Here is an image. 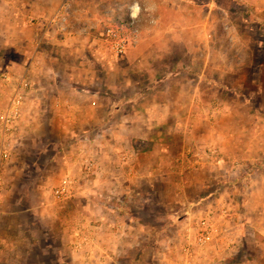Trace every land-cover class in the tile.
<instances>
[{"label":"rangeland","instance_id":"1","mask_svg":"<svg viewBox=\"0 0 264 264\" xmlns=\"http://www.w3.org/2000/svg\"><path fill=\"white\" fill-rule=\"evenodd\" d=\"M78 1H68L73 27L70 33H62L53 23L49 26L55 34H78L80 38L74 44L83 47L90 42L87 52H71L70 46L56 49L46 41L39 45L59 56L54 61L76 67L75 72L63 68L57 71L58 77L67 79L62 85L45 89L38 85L35 97L29 98L37 86L33 83L36 76H20L25 71L24 62L32 55L26 51L32 47L0 49V118L14 96L23 94L18 116L3 136L6 160L0 203V264H84L72 253L74 244L85 235L98 237L106 219L116 225L118 220L153 224L160 238L150 243L146 228L144 246L130 244L117 251L99 244L96 250L103 257L111 254L105 264H179L187 248L183 222L195 225L202 217L217 227L212 237L224 231L225 236L233 238L232 243L242 237L264 240L260 232H264V221L244 209L245 195L240 191L244 183L239 182L249 167L246 163L252 151L248 143L253 137L258 140L256 128L264 126V0L144 3L139 5L145 11L141 26L136 20L139 38L130 41L121 54L114 52L100 33L129 17L131 0L124 4L107 0L111 5H99L98 0ZM152 17L157 20L152 21ZM81 26L89 27L88 31L79 32ZM181 78L192 82L187 84ZM70 82L75 85L70 86ZM73 87L83 95L77 94L73 101L65 99ZM39 93H46L48 98H40ZM198 93L200 100L192 101ZM191 102L200 104L204 115L215 107L222 110L231 106L239 115L238 121L222 120L226 132L221 138L228 137L227 130L236 125L238 143L223 151L210 145L218 139L211 129L212 117L201 123L204 133L199 134L197 127L194 132L181 131L179 126L184 124ZM150 105L155 106V130L137 131L141 124L146 129L150 126L146 123L152 116ZM72 109L82 113L69 117ZM126 110H131L134 117H122L121 112ZM167 113L174 116L167 117ZM243 127L246 129L241 130ZM109 141L118 148L107 152ZM155 144L160 146L158 156L167 153L171 163L157 166L158 177L152 176L149 181L132 178L137 170L126 163L127 148L133 145L145 151ZM86 158L94 164L93 173L86 171ZM211 171L219 178L214 179ZM68 174L77 180L76 190L72 197L57 200L54 189ZM105 174L120 177L118 182L108 183L113 192L106 189ZM213 192L215 195H208ZM168 222L178 227L163 229ZM257 222H263L260 231L253 227ZM192 240H196V233ZM208 242L200 252L196 242L192 243L196 264H235L240 260V251L221 259L214 256L212 263L201 260L213 255ZM254 246L250 249L256 254L259 249ZM220 249L223 253L225 248ZM69 254L75 262L67 260ZM255 259L256 264H264L258 261L259 256Z\"/></svg>","mask_w":264,"mask_h":264},{"label":"crops","instance_id":"2","mask_svg":"<svg viewBox=\"0 0 264 264\" xmlns=\"http://www.w3.org/2000/svg\"><path fill=\"white\" fill-rule=\"evenodd\" d=\"M63 1L64 0H0V49L3 48V49H6L5 51H8L12 47L17 48L18 46L20 49L24 48V50L25 49L27 50L28 48L32 47L31 48L32 50L26 51V53L27 52L28 54L32 53V55L28 56V59H26V61L24 62L25 71L20 76V77H23L26 74H32L36 76L35 78L37 80H35V82L33 81L32 82L35 83V85L37 86H35V88L30 91L29 98L33 99L35 97V94L33 93H35V90L37 89L38 85L39 87H44V89L47 86L56 88L58 85H62V82L65 78H60L57 76V71L60 68H63L66 71L74 70L75 72L76 70V67L72 64L65 63V62L60 63L59 61H54V59L57 60L59 56L55 54H51L50 51H48L47 49L40 47L39 45L41 46L43 45L42 42L46 41L48 43H52L53 47L56 46V49L58 47L70 46L71 48L69 51L71 52H75L78 50L82 52H87L86 48L91 46L90 42H85L83 47L82 45L74 44V41L80 38L78 34H73V35L55 34L53 29L49 26V22L47 20L50 18V16L53 15L56 8H58L59 5ZM92 1H95V0H92ZM125 1L126 0H118V3L124 4ZM151 1L152 0H131L129 3H133V4L136 3L138 5H142L144 3L151 4ZM154 2L155 1L153 0L152 3L154 4ZM96 3L99 5H105V4H109L110 2H108L107 0H98L96 1ZM262 5H264V2H262ZM127 11H126L127 15H129L130 13L129 8ZM144 12L145 11H142V10L138 12L137 22H139L140 26H141L140 21L143 18ZM139 16L141 17V19ZM154 20H157V19L155 17H152V21ZM154 35L155 33L150 34V36H154ZM138 38L139 36L137 37L136 40H138ZM47 52L49 53V55ZM35 78H33V80ZM182 79L184 80L183 82H186L187 84L192 82L191 79L181 78V81ZM165 80H168V78L166 77ZM211 83L215 86L217 85L216 82L214 81H212ZM74 85H75V82H72V83L70 82V86H74ZM79 93L80 95H83L75 87L70 88L69 96L68 98H65V99L73 101L76 99L75 97ZM45 94L39 93V95H41L40 98L47 99L48 98L46 96L47 94L46 95ZM196 95H197L196 98L195 97L192 98V101L196 100L198 102V100H200L201 98L200 97L201 95L199 93ZM154 102H156L155 99H154ZM154 105H157V104L155 103ZM154 105H150L149 107L150 109H148V111L150 110L152 116L150 115L148 116V121H146V123H148L150 126H148V128L146 129L145 126L141 124L139 125L141 128H137L138 129L137 131H143V132L146 131L147 133H150V132H153V129L155 130L156 120L154 121V118H155L154 113H153L154 112L153 107H155ZM163 106H166V103H164ZM230 108L231 106L229 108H223L221 110V108L219 109L218 107H215L214 109L209 110L206 115H204L203 111L200 110L201 109L200 104L197 103L196 105H194L191 102L190 109H188V111L190 112L185 113L184 115L185 122L184 124H181L179 126L180 130L181 131L183 130L186 133L194 132L193 128L197 127V129L199 128L201 130L199 134L204 133L205 130L203 129L204 127L201 126V123H203L205 119L212 117L214 121L212 123L211 129L214 132V134H216L218 139L212 140L210 145L215 147L216 150L219 149V151H223L225 150V148H228V147H233L234 145L238 143V138L236 136L238 128L236 127V125L235 127L233 126L234 128L230 127L229 130H227L228 131L227 133L229 134L228 137H226L223 140L221 138V135L224 132H226L224 125L220 124L221 121L225 119H226L225 121L227 120L235 121V122L238 121V116H239L238 113H236V111H234L233 109L231 110ZM74 111L75 109H72L69 111L70 113L69 117H72V118L79 117V114L82 113V112H79V110L77 113ZM27 113H30V112H27ZM44 114L45 113H42L41 115L43 116ZM169 115L174 116L173 113H167L165 116L168 117ZM121 116L122 117L126 116L127 118H131V117H134V113H131V110H126L125 112L124 111L121 112ZM218 119L220 122L218 121ZM122 125L123 124H120L119 127L122 128L123 127ZM125 127L130 128L131 126L125 125ZM244 127L241 130H245L246 128ZM248 128L249 127H247V130ZM256 129H258L260 136L258 137V140H255V141L253 137L252 140L248 143V147L250 145L249 148L252 151L250 154L251 156L248 158L250 160H248V162L246 163L249 165V167L247 168L246 175L242 177L243 178L242 181H239V182L244 183L243 187L240 186V191L244 193L245 195L243 199L244 209L249 210V212L256 214V216L258 214L260 216V220L264 221V137L263 135H261V134H264V126H262V128L260 126ZM251 132L254 133L255 129L251 130ZM136 134H138V132H136ZM108 143H110V145L108 146L106 144L107 152L109 151V149L118 148V145L116 144L112 145L111 141H109ZM159 148L160 146H158L157 144H155L150 149H147L145 151L136 150V148L133 145L127 148L128 149L127 152H129V156L127 157L126 163H131L130 165L131 169L133 168L137 170V173L134 174L135 176H133L132 178L135 179L136 177V179L140 182L149 181V179H151L152 176L154 178L158 177V175H156L157 166H161L162 164L171 163L170 161L172 160L170 157H168L167 153H166V156L164 157L158 156L159 153H161L160 150L158 151ZM259 148L261 149L260 152H254V150L259 149ZM162 149L166 150L167 146H164ZM114 151L117 152L116 150ZM204 157L208 158V155ZM207 165L211 166L215 164L212 162V163H208ZM144 169L145 171H143ZM210 174L212 175V177H214V179L219 178L217 174L213 171H211ZM113 176L112 175L109 176L108 174L103 175V179L105 180V184H106L105 186H106L107 191H112V192L114 191V189L110 187L108 183L110 182L113 183V181L118 182V180L120 179L118 175L116 176V179ZM208 195L213 196L215 194L213 192V193H209ZM219 195L222 196V194H219ZM208 198L209 196L206 197V199ZM108 206L109 204L106 206L107 212L110 211ZM184 208H185V212L189 214L191 213V209L189 207H184ZM114 212L119 213L118 210H114ZM112 223L114 222L108 221L106 219L101 224L102 229H104L105 231L102 230L101 233L98 232V237H96L94 234L89 235V236L85 235L82 239H80L79 241H76L73 247L74 251L72 252L77 257L76 259H78V256L81 257L85 262V263L83 262L84 264H105L111 254L106 252L107 255L103 257L101 253L97 252L96 247H99L100 245H103V246L105 245L104 248L108 247L109 249V246H111V247H114L113 249H117V251H119V250H123L127 248V246L130 244L132 245L142 244L143 245L144 240H145V236L143 232L145 231L146 228H149L148 239L150 240V243H153L155 242L156 239L160 238L158 237L160 233H158V230L156 231V227L153 224L149 225V224L142 223L140 221H135V220H132L130 222L129 221L121 222L120 220H118L117 225L112 224ZM262 224L258 225V222H257L254 225L253 224L252 225L255 229L260 231V229L262 228L261 226ZM245 225L247 227L248 224H245ZM172 226H174L175 228L178 227V225H174L173 223L171 224V222H168L163 229H169ZM182 226L185 227V230L187 231V234H186L187 238L185 240V243L188 244V243H191L192 241H195V240H192V234H195L197 231L196 224L194 225V223L190 221L188 222L185 221L183 222ZM150 229H154V231H151ZM223 232L224 231H222L221 233L213 237L211 236L212 240L210 238L211 241L209 240L208 244H210L209 249H212L213 255L208 256V257L204 256L201 260L206 261L208 259V261L212 263L213 260L215 259L214 256H217V259H221L223 258L224 255L225 256L230 255V254L234 255L236 251H240V254H241L240 260L237 261V263L235 264H256V259H255L256 256H259V260H258L259 262L260 261L264 262L263 260L264 259V240H262L261 238L250 239V238L242 237L240 241L238 240L236 243H232L233 238H228L227 236L224 235L225 233ZM260 232L264 233L263 230ZM164 234H165V231H164ZM86 239L87 240L89 239L88 242ZM221 240L223 241L222 244L220 243ZM1 241L3 240L1 239ZM222 246H225V247H222ZM241 246L243 248H241ZM252 246L258 247L259 251L255 249L256 254H254L251 251L250 248ZM220 247L228 249V251L223 249V253H220V251H222ZM201 248L202 246H197V249L199 250V252L201 251ZM155 254H158V252H156ZM72 255L69 254L67 260L69 259L72 261L73 259V261L75 262L76 260H74L73 258L74 256L72 257ZM57 259H62V258L57 256ZM9 260L11 261L13 259H9Z\"/></svg>","mask_w":264,"mask_h":264},{"label":"built area","instance_id":"3","mask_svg":"<svg viewBox=\"0 0 264 264\" xmlns=\"http://www.w3.org/2000/svg\"><path fill=\"white\" fill-rule=\"evenodd\" d=\"M69 0H64L57 10L50 17L49 23L55 24L62 33H70L72 24L70 23V18L72 16L70 12V2ZM130 13L129 17L124 20H119L118 23L113 26L105 28L100 34L104 36L110 48L117 54H121L125 51L127 44L130 41H135L138 37V28L136 20L138 17V12L140 6L136 3L132 4L129 8ZM71 24V25H70ZM89 27L81 26L78 28L79 32H87ZM27 86V83H24ZM22 93L16 94L12 100L11 105L8 107L6 112L1 115L0 124L2 126V141H0V203L2 198V189H3V166L6 160V151L4 143V134L11 128L13 120L18 116V106L21 103ZM93 162L91 159H85V168L88 173H93ZM77 180L71 176L66 175L61 180V182L54 189V198L57 200L68 199L73 196L76 190ZM196 240L192 243H195L197 246H203L208 242L214 232L217 231L215 224L211 223L208 219L201 218L200 221L196 224ZM192 243H188L187 248L185 249L184 257L180 260L179 264H196L198 260L197 255L193 252Z\"/></svg>","mask_w":264,"mask_h":264}]
</instances>
